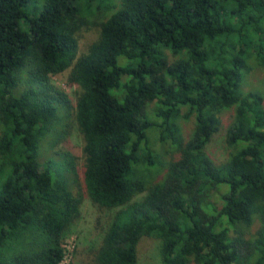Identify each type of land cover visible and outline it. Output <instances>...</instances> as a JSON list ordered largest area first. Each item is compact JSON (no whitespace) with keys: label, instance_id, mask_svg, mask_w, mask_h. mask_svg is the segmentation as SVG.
I'll list each match as a JSON object with an SVG mask.
<instances>
[{"label":"trees","instance_id":"obj_1","mask_svg":"<svg viewBox=\"0 0 264 264\" xmlns=\"http://www.w3.org/2000/svg\"><path fill=\"white\" fill-rule=\"evenodd\" d=\"M92 24L99 36L76 59V33ZM71 66L85 195L116 210L96 263L137 264L151 237L160 264H264V90L241 88L264 68V0H0V264H61L80 219L73 158L57 177L38 161L70 109L50 77ZM224 110L228 155L216 162L207 147ZM152 135L179 155L162 175Z\"/></svg>","mask_w":264,"mask_h":264},{"label":"rangeland","instance_id":"obj_2","mask_svg":"<svg viewBox=\"0 0 264 264\" xmlns=\"http://www.w3.org/2000/svg\"><path fill=\"white\" fill-rule=\"evenodd\" d=\"M113 1L118 3V0ZM99 30L97 24H92L88 27H83L76 33V59L85 54L91 44L97 40ZM169 57L172 59V56ZM72 67L73 66L58 75L50 77L51 84L67 95L70 109L65 112L58 110L56 119L52 121L51 125L48 127L47 133L39 144L38 161L41 165L46 161L50 162L51 173L54 177H57L62 176L60 167H62L63 164V156L69 155L73 158L77 178L76 182H71V187L72 191L82 199L80 207L81 216L69 235L63 241L65 257L61 264H97V250L101 245L103 236L116 210L101 209L93 205L85 195L82 178L84 140L76 122L75 109L76 98L80 89L76 85L69 83V75ZM26 87L27 85L25 83L19 84V90H24ZM241 88L244 92L251 90H259L262 92L264 90V68H253L250 74L246 76ZM154 105L155 103L149 106L151 118H153L151 111ZM186 112L185 108L181 109V115H184ZM232 115L231 110L222 111L220 115V130L207 147L208 155L216 162H224L227 159L228 151L225 145V134L232 121ZM178 124L181 128L184 141H186L194 127L193 118H189L188 120L180 119ZM151 141L157 159H159L161 164V167H159V162H157L156 166L159 167L158 171L161 168L160 171H162V175L168 163L176 161L179 155L168 145L162 146L158 144L153 135ZM142 174L145 175V171H143ZM150 174L153 176L155 175L154 172L148 173V175L145 176L148 180ZM63 175L67 181H72L71 175L67 172L64 171ZM142 197L143 194L135 197L134 200H139ZM259 225V221L255 218L249 229L245 230L243 234L244 239L250 240L259 228ZM230 234L231 237H234V230H232ZM241 246L243 247V251H245V245L242 244ZM248 260L249 258H245L243 264H247L249 262ZM137 264H160L158 241L156 239L151 237H142L140 239L137 245Z\"/></svg>","mask_w":264,"mask_h":264}]
</instances>
